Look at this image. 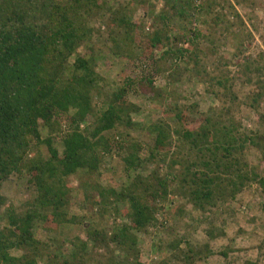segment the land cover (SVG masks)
Listing matches in <instances>:
<instances>
[{
  "label": "trees",
  "instance_id": "16d2710c",
  "mask_svg": "<svg viewBox=\"0 0 264 264\" xmlns=\"http://www.w3.org/2000/svg\"><path fill=\"white\" fill-rule=\"evenodd\" d=\"M143 1L156 7L147 0L115 6L109 0H0V264H87L95 252L103 255L99 264H144L139 239L150 226L163 225L157 216L166 206L171 209L174 198L204 215L249 188L264 197V168L246 157L254 148L264 162V52L245 47L250 33L231 35L244 25L235 4L157 0V13H143V24L134 18L136 9L141 11L134 6ZM100 31L102 45L93 40ZM231 36L236 44L225 57L222 39ZM105 53L134 56L151 67L125 76L124 84L103 98L96 66ZM160 74L163 87L155 83ZM186 77L224 99L223 105L205 113L196 103L168 105L148 128L151 144L130 134L109 136L118 128L142 129L132 121L141 110L130 94L161 106L167 97L175 98ZM241 105L254 118L253 128L236 116ZM110 155L124 165L126 182L118 189L97 182L84 199L100 216L113 209L123 221L109 236L94 223L83 242H70L68 256L49 254L36 238V224L57 232L71 222L68 178L98 177ZM146 165L152 168L148 174L136 173ZM13 176H26L33 196L20 212L13 206L2 212V189ZM205 232L208 241L224 234L213 227ZM156 243L161 258L146 264H203L213 254L208 242L202 248L191 245L187 233ZM219 253L227 257V251Z\"/></svg>",
  "mask_w": 264,
  "mask_h": 264
},
{
  "label": "rangeland",
  "instance_id": "374dc122",
  "mask_svg": "<svg viewBox=\"0 0 264 264\" xmlns=\"http://www.w3.org/2000/svg\"><path fill=\"white\" fill-rule=\"evenodd\" d=\"M121 1L109 0V4L115 6L116 2ZM147 1L156 7L151 9L145 1H143V4H145L142 6L140 4L134 6L141 9V11L136 9L134 18L138 22H143V24L145 22L142 18L144 16L143 13L153 12L152 14L154 15L159 9H156L157 5L159 6V1ZM230 2L235 4L236 10L244 22L241 29H232L231 35L235 33L238 36H243L250 33L252 41L247 43L245 47L249 49L250 53L258 54L260 51L264 52V0H230ZM103 35V33L101 35L96 34L93 37L94 42L102 45ZM222 43L224 45L221 46V54L225 57H230L236 44L234 38L231 36L225 39L224 37ZM213 60L212 58L209 59L211 62ZM144 65L146 66L145 68ZM149 65L150 63L147 60H137L134 56L133 58L119 59L109 53L102 55L97 59L96 66L98 74L102 77V81L99 83L102 97L105 98V95L107 96L124 84L125 76L138 75L141 71L146 73L147 67H151ZM162 78V74L157 75L155 83L163 87L165 83ZM187 78L183 79L184 83H179L176 86L177 88L174 92L175 98L170 99L167 97L161 106L157 102H147L141 96L130 94L129 99L137 104L141 110L138 114H132V121L142 129L138 127L130 130L118 128L117 131H109V136L130 134L134 140L140 143L148 142L151 144L153 136L150 135L151 133L148 128L156 122L168 105L174 104V102L186 105L196 103L199 113H205L210 108L218 109L223 105L224 99L218 100L217 97L205 90L203 84L194 79ZM161 83L164 84L161 85ZM247 90L248 88L245 87L243 92L246 93ZM94 105L98 108L99 100H95ZM262 106L264 109V103ZM240 107V110L235 109L236 116L245 120V126L248 124V128H253L254 118L249 119V113L245 111L242 105ZM56 146L58 150H61L58 144ZM183 149H180L181 153L184 152ZM144 153L145 151L141 153V158L146 157ZM246 157L251 165L264 168L262 156L256 149H248ZM151 169V165H146L136 173L146 175ZM27 180L26 176L19 178L13 176L4 184L2 194L6 197V204L2 212L8 206H13L20 212L23 209L22 205L32 198L33 189ZM126 180L127 176L124 172V165L115 155H110V157L105 159L98 177L97 175H90L84 178H80L79 175L69 177L67 184L71 190L72 198L70 199L66 218H71L72 221L65 224L57 232L46 231L40 222L35 226L36 238L42 244H45V247H48L46 252L49 254L57 252L68 256L73 247L70 242L77 238L83 242L86 239L88 228H92L94 223L96 228L106 231V234L109 236L123 220L116 217L113 209L103 211V214L100 216L98 213L99 209L92 206L91 200L87 201L84 199V192L88 190L92 192L91 187L95 186L94 184L97 182L104 188L111 187L118 189ZM92 199H97L96 194H92ZM263 202L264 197L255 191L254 188H249L240 193L234 201L224 204L219 203L211 212L202 215L195 212L190 205H185L184 200L174 198L171 202V209L169 206H166L157 216L163 225L150 226L147 228L146 234L142 235V239H139L138 248L141 254V262L146 264L151 261L156 262L160 260L161 256L155 250L156 242L160 241V243L165 244L187 233L191 245L202 248L208 242V245L212 249L213 254L207 257L203 264H264ZM181 210L184 213L183 215L179 214ZM81 220L82 222H80ZM3 223L4 221L0 219V226H3ZM209 227L215 228V232L217 233L222 231L224 234L208 241L205 231ZM110 248L114 249V246L111 245ZM220 251H227V257L225 258L220 255ZM14 254L19 255L20 253L15 251ZM102 256L101 253L96 254V252L93 255L89 254L87 256V264H99ZM115 256H119V252L116 251ZM164 256L165 258H169V253L167 252Z\"/></svg>",
  "mask_w": 264,
  "mask_h": 264
}]
</instances>
